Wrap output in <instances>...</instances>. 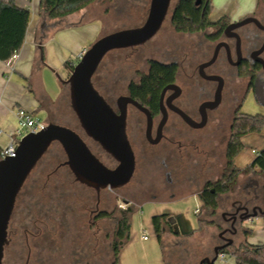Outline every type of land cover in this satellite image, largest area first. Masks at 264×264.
I'll use <instances>...</instances> for the list:
<instances>
[{
    "label": "flooded vegetation",
    "instance_id": "1",
    "mask_svg": "<svg viewBox=\"0 0 264 264\" xmlns=\"http://www.w3.org/2000/svg\"><path fill=\"white\" fill-rule=\"evenodd\" d=\"M180 1L171 11L169 7V25L176 36L196 35L195 44L155 43L134 60L139 66L133 67L130 78L112 82L109 68L92 78L94 89L115 114L125 110V134L135 160L130 182L96 191L76 180L64 166L66 159H41L36 165L40 171L29 174L17 195L1 264H119L129 240L121 226L123 211L151 204L162 194H168L166 206L196 196L198 213L214 218L207 222L218 231L215 246L225 239L234 245L248 230V221L241 219L264 212V172L237 168L234 160L239 154L232 162L228 157L229 148L240 144L243 149L249 135L245 130L251 115L244 109L264 111V0H256L252 10L237 19L226 15L212 22L209 12L212 25L195 33L177 32L172 26ZM190 1L202 17L207 2L211 7V0ZM155 36L142 46L115 51L135 52ZM146 85L152 92L144 91ZM119 87L123 91L113 94ZM86 139L93 155L114 169L116 162ZM86 141L97 146L102 157ZM133 179L132 190L123 193ZM172 232L183 237L173 225ZM160 242L165 258L169 245L162 238ZM187 253L180 252L176 264H188ZM212 256L213 251L206 257Z\"/></svg>",
    "mask_w": 264,
    "mask_h": 264
},
{
    "label": "water",
    "instance_id": "2",
    "mask_svg": "<svg viewBox=\"0 0 264 264\" xmlns=\"http://www.w3.org/2000/svg\"><path fill=\"white\" fill-rule=\"evenodd\" d=\"M171 0H150L146 18L139 27L123 29L97 39L60 83L68 90L69 107L76 117L84 136L96 143L110 156L116 167L109 169L89 150L83 139L68 127L47 123L37 133H28L18 141L15 155L0 160V264L7 244V227L13 207L23 184L38 162L53 144L62 149L66 166L76 180L96 191L119 189L127 185L134 173L135 160L125 134V110L114 113L92 85V78L104 57L115 50L144 45L157 34L165 20ZM47 24L40 27L38 50L43 63L42 40ZM129 103L144 111L137 103ZM264 218V212L247 215L244 221ZM224 232H221L220 238ZM236 231L232 232V235ZM213 248V256L205 257L199 264H215L220 252L233 246V240Z\"/></svg>",
    "mask_w": 264,
    "mask_h": 264
},
{
    "label": "rangeland",
    "instance_id": "3",
    "mask_svg": "<svg viewBox=\"0 0 264 264\" xmlns=\"http://www.w3.org/2000/svg\"><path fill=\"white\" fill-rule=\"evenodd\" d=\"M176 1L177 0L171 1L170 11ZM255 2L256 0H211V11L208 18L212 22H215L220 19V17L226 15H229L233 19H237L252 10ZM148 5L149 0H99L96 5L94 4L90 7L93 9L92 15H99L100 12L102 13L104 11V14H102L104 30L99 38L119 30L135 28L142 25L147 15ZM198 40L199 38L196 35L187 37L174 35L172 28L169 25V16H167L160 32L149 43H147L144 48H140L135 52L114 51L110 53L101 63L94 79L100 77L108 68V77L112 82L120 80L121 77L130 78L133 73V67L139 66V64L135 65L133 63L134 60L136 61L138 55L147 52V49L149 51L155 43L164 45L167 41H171L176 44L187 43L190 45L195 44ZM95 41L96 40H94V42ZM119 91H123L122 87L115 89L113 94L118 93ZM56 106L57 122L74 130L82 138L85 137L79 128L75 115L69 107L67 89L63 100L59 101ZM244 112L251 115V117H255L257 114L264 117V111L256 113L255 108L252 106H247L244 109ZM41 120L44 121L45 118H41ZM26 133H28V130H24V134ZM86 142L94 153H100L98 147L92 142ZM262 146H264V126H262L260 133H253L247 136L244 147L237 156L236 162H234L235 166L240 169L249 167L252 161L256 158V155L252 154L251 151L255 150L257 154H260V152L264 150V147ZM51 158L65 159L64 153L58 144H53L51 146L48 153L42 158L41 163H47ZM37 171H40V167H36L33 170V172ZM134 181L135 179H133V181L125 187L122 192L126 194L129 193L132 190ZM167 198L168 194H162L157 201L148 205L140 206L137 209V212H133L130 215V242L132 245L129 251L125 253L124 264H164L161 260L160 245L152 231L151 217L153 216V212L162 211L161 213H163V211H166L174 213L176 216L171 215V223L175 229L177 228V223L179 224L180 222L185 227L192 226L196 228L199 219L204 221L214 219L210 218V214L205 211H201L199 214L195 212V210L200 209V201L196 196L186 197L183 201H179L170 206L165 205ZM219 215L220 213L218 212L215 217L218 223L220 222L218 219ZM244 226L253 229L264 227V220L255 218L246 222ZM143 232L148 236L147 242H143L141 239ZM217 234L218 231L214 227H206L201 231H197V233L195 232L191 237H175L172 231H168L167 228H164V232L161 233V238L165 246L169 245L165 252V262L168 264H176L179 253L186 250L188 251L186 254L188 264H198L206 253H210L208 248L216 242ZM243 240V237H239L234 245L237 246L238 244H242ZM262 241H264V239H262L260 233L254 234L247 240L249 244H260ZM175 243L176 245L178 244L176 248L173 249L171 247L170 249V245ZM225 259L227 262L226 264H233L234 262L232 257L225 256Z\"/></svg>",
    "mask_w": 264,
    "mask_h": 264
},
{
    "label": "crops",
    "instance_id": "4",
    "mask_svg": "<svg viewBox=\"0 0 264 264\" xmlns=\"http://www.w3.org/2000/svg\"><path fill=\"white\" fill-rule=\"evenodd\" d=\"M98 1L80 12L68 16L63 22L51 23L41 17L39 13L41 0H15V5L18 8L29 10V23L25 40L13 68H7L5 62L0 61V149L8 143L10 134L17 131V112L20 109L32 113L36 120L45 124L51 122L61 125L57 122L56 105L64 96L66 87L60 83V80L68 78L71 68L78 61V55L85 52L104 30L102 16L104 11L100 12L99 15H92L93 9L90 8L92 5H96ZM44 21L47 24V30L42 40L43 63H41L38 44L41 37L40 27ZM41 118H45V120L42 121ZM236 160L237 157L234 162ZM138 208L132 207V213L137 212ZM161 212H153L152 217L163 214L176 216L171 212ZM260 219L264 220V218ZM246 229L252 233L243 240L242 244H249L247 240L256 233H260L264 239V227ZM175 230L185 236L192 232L197 233L198 225L196 228L185 227L180 222L177 223ZM152 231L154 233L153 228ZM130 235L131 232L129 231V240L119 255V264H124L125 253L131 248ZM142 241L147 242L148 236L147 240ZM158 244L161 249L162 263L166 264L162 242H158ZM215 244L216 242L208 248L209 254L213 251ZM249 245H264V241L260 244ZM209 254L206 253L204 257ZM225 260V257L222 260L218 258L215 264H226Z\"/></svg>",
    "mask_w": 264,
    "mask_h": 264
},
{
    "label": "trees",
    "instance_id": "5",
    "mask_svg": "<svg viewBox=\"0 0 264 264\" xmlns=\"http://www.w3.org/2000/svg\"><path fill=\"white\" fill-rule=\"evenodd\" d=\"M96 1L97 0H41L39 4V13L41 17L50 22H63L68 16L80 12ZM210 10V4L207 2L205 15L202 17L201 11L195 10L192 1L181 0L176 5L172 18V26L177 32L182 33L202 31L212 25L207 20V15ZM28 23V9L18 8L15 5V0H0V61L6 62L14 52H19L25 40ZM150 89L151 88L146 85L144 91L152 92ZM63 97L60 101L63 100ZM262 126H264V117H250L246 125L245 133H260ZM241 150L242 146L240 144L229 148L228 157L231 162ZM231 162L230 165L232 166ZM256 168L264 172V150L252 161L247 170ZM210 203L213 204V200H211ZM131 214V210L123 211L121 226L126 240L129 239V219ZM151 223L158 242H160L163 228L172 231V225L169 223L168 214L152 217ZM210 225H213V223L199 219L197 231H201ZM251 233L250 230H244L242 236L246 239ZM193 234L194 232L183 237H191ZM220 254L232 257L235 264H264V245H249L245 243L238 244L237 246L233 245L225 248ZM165 263L168 264L167 262Z\"/></svg>",
    "mask_w": 264,
    "mask_h": 264
},
{
    "label": "built area",
    "instance_id": "6",
    "mask_svg": "<svg viewBox=\"0 0 264 264\" xmlns=\"http://www.w3.org/2000/svg\"><path fill=\"white\" fill-rule=\"evenodd\" d=\"M85 52H82L78 55V61L82 58ZM19 52H14L11 57L5 62L7 68L12 69L15 62L18 59ZM17 120H18V128L17 131L13 134H10L8 143L0 149V160L4 159L5 157H13L15 155V151L17 148L18 141L20 138L25 136L28 133H37L41 130H43L46 126L45 123L36 120L32 113L20 109L17 112ZM24 130H28V133L24 134ZM120 209H124L125 206L123 204L119 205ZM196 213H198V210H196ZM142 240H147V235L143 232ZM225 256L220 254L218 258L221 260Z\"/></svg>",
    "mask_w": 264,
    "mask_h": 264
}]
</instances>
